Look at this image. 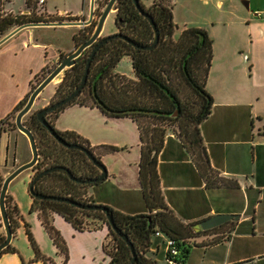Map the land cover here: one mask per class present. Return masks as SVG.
<instances>
[{
    "label": "crops",
    "instance_id": "crops-1",
    "mask_svg": "<svg viewBox=\"0 0 264 264\" xmlns=\"http://www.w3.org/2000/svg\"><path fill=\"white\" fill-rule=\"evenodd\" d=\"M225 1L229 10L239 13L248 25L251 72L247 79L250 80L246 84L242 71H239L241 61L239 57L235 58L236 53L228 49L217 53L213 39L208 35L212 40V60L205 89L211 95L213 103L210 115L200 124V132L212 167L220 175L236 179L239 187L207 188L190 155L170 132H167L163 147L157 155V171L168 208L184 222L194 223L218 213H239L240 216L227 240L206 246H193L184 264H264V91L261 90L264 82V53L259 52L264 50V0H215L219 7ZM13 2L11 0L10 5ZM59 3L60 7L53 0H45L43 4L47 15L62 18L55 21L67 20L56 15L57 11L67 13L68 17H77L74 19L76 21L88 20L90 0H76V3L61 0ZM6 9L13 14L28 13L24 7L17 11L13 7ZM104 25L100 36L105 35ZM86 26H27L0 44V119L25 97L32 77L44 67L56 64L61 59V53L66 55L76 48L73 35ZM57 28L70 29L68 46H50L51 41L46 38L47 31ZM50 95L49 93L47 96ZM75 112L81 115L80 124L67 125L63 122L64 117ZM99 119L102 120L105 131L103 136L93 135V128L101 130L97 124L91 128V121ZM54 126L59 131L80 134L92 146L109 144L119 147L118 151L100 156L106 166L107 176L91 185L88 194L95 203L126 214L147 213L138 181L139 131L132 119L108 117L97 107L72 104L59 113ZM106 130H111L112 133H107ZM24 135H19L21 147L17 156V141L14 142V149H11L10 140L6 136L2 146L3 135L0 134V177L3 179L31 158L30 144L29 147L24 146L23 141L28 140ZM33 176L34 171L28 168L8 184L6 194L17 207L18 223L9 242L15 251L2 249L0 264L63 262V256L44 228L38 212L31 211L29 184ZM52 222L66 241V264H107L108 257L102 249L108 231L105 225L95 230L79 231L58 213H52ZM26 229L32 233L40 253L47 258L46 261L35 258ZM0 233L5 235L1 214ZM166 250L165 236L154 235L148 255L159 264H168Z\"/></svg>",
    "mask_w": 264,
    "mask_h": 264
},
{
    "label": "trees",
    "instance_id": "trees-1",
    "mask_svg": "<svg viewBox=\"0 0 264 264\" xmlns=\"http://www.w3.org/2000/svg\"><path fill=\"white\" fill-rule=\"evenodd\" d=\"M4 1L8 3L11 0ZM138 1L143 11L152 17L159 30L157 43L150 49H139L120 37L102 43L91 60L87 79L81 91L66 104L47 112L45 119L64 140L86 146L99 161L102 154L115 152L120 148L109 144L92 146L87 139L74 131L57 130L54 121L59 113L69 105L78 104L97 107L108 117H129L136 123L140 138L138 181L147 213L126 214L105 206L118 231L127 235L132 242L136 252V264H159L148 255L156 231L175 241L178 250L175 260L178 264H184L193 246H206L227 240L236 221L229 220L210 229L195 231L192 227L195 222H184L168 208L157 171V155L163 147L170 124L177 123L176 128L171 130L172 134L190 155L207 188H237L239 183L234 178L220 175L218 170L212 167L200 132V124L210 115L213 103L211 95L205 89L212 60L211 38L202 28L188 27L181 31L177 39H173L175 23L172 8L175 0H150L149 3L147 0ZM107 2L108 0H95V18L73 35L76 47L90 37ZM30 3L36 9L32 0H27L26 6L29 7ZM113 9H115L116 32L142 45L153 41V28L133 0H116ZM74 19L77 17H67V20ZM54 20H62V18L39 15L33 11L15 14L0 12V36H5L9 30L24 23ZM95 43L85 48L76 58L75 63L64 70L54 90L53 97L56 100L66 97L79 85L87 58ZM64 55L61 53L60 58ZM124 55H128L131 59L134 78L114 71V67ZM46 71L48 74L49 70ZM45 77L43 76L30 89L10 113L0 119V124L24 106L32 90ZM175 78H180L193 92L195 98L193 103L191 101L186 105L181 102L173 80ZM27 113L23 116L26 117L22 122L33 133L39 154L37 162L31 167L34 175L56 165L67 167L74 176L82 179L100 174L98 167L85 152L58 142L38 120L37 111ZM2 181L3 178L0 177V187ZM94 184L97 183L76 182L64 171L56 170L40 177L34 185V190L43 194L69 197L85 204H94V199L88 194V188ZM5 207L13 233L18 223V210L7 194ZM31 211L38 212L44 228L63 256L62 264L68 261V247L52 222V213L60 214L79 231L95 230L105 225L108 231L102 249L108 257L107 264H130L132 259L130 247L119 232H115L107 225L104 211L82 209L68 202L40 199L35 196H32ZM26 233L35 258L46 261L47 258L40 253L30 230L26 229ZM3 239L4 235L0 237V242ZM108 239L112 241L111 246H108ZM2 251H15V249L8 244Z\"/></svg>",
    "mask_w": 264,
    "mask_h": 264
},
{
    "label": "rangeland",
    "instance_id": "rangeland-1",
    "mask_svg": "<svg viewBox=\"0 0 264 264\" xmlns=\"http://www.w3.org/2000/svg\"><path fill=\"white\" fill-rule=\"evenodd\" d=\"M61 0H53V3H56L57 7H60ZM72 2L76 3V0H72ZM150 0H147V3H149ZM13 7L17 11L21 8H25L28 10V12L33 11L35 14H37V10L31 6L27 7L25 6V0H14L13 4L10 5V3H6L4 0H0V12L5 13L8 12L6 9L7 7ZM13 14V13H12ZM114 14L115 9H112L111 13L107 15V17L104 20L103 25L106 28L105 35L113 34L116 29L115 22H114ZM172 14H173V22L175 23V28L172 34L173 39H177L181 31L188 27H199L204 29L208 35L213 39L214 42V49H216L217 53L224 49H228L231 52L236 53L237 59L240 58L241 61V68H239V71L244 76V79L246 81V84H248L250 79L249 73L251 72V59L250 57V39L248 36V25L247 22L241 17L239 13L231 12L228 8L227 1L224 2L222 7H219L216 5L215 0H175L174 5L172 8ZM95 18V16H94ZM67 19V17H66ZM55 21V20H54ZM63 21H70V20H63ZM15 28V27H14ZM14 28H12L10 31H12ZM103 28V26H102ZM7 32V33H9ZM69 28H57V29H48L46 38L47 40L51 41V47H55L56 45H61V47H66L69 45L70 39H69ZM3 36H0V39ZM259 52L264 53V50L261 49ZM239 57V58H238ZM55 64L46 66L47 68L44 71L38 72L37 75L32 77V79L29 82V89L35 86L37 82L43 78V76L47 75V69L50 71ZM114 70L116 72H119L121 74L126 75L127 77H133L134 73L132 70L131 60L128 55H124L119 62L114 67ZM63 72L60 73V75L51 82V84L43 91L41 95H39L34 102L33 106L31 107L30 111L27 113H31L34 111H38L41 108L46 107L49 103L57 101L53 95L54 90L57 87L58 83L60 82ZM175 85L177 86V93L178 96L183 102V104L188 105L192 101L195 100L193 96V92L189 89V87L181 81L180 78L173 79ZM19 81L20 78H19ZM22 82H20L21 84ZM261 90L264 91V82L262 83ZM26 93V94H27ZM51 94L50 96H47L48 94ZM264 93V92H263ZM25 94V95H26ZM47 97V99H45ZM17 112H13L11 116L4 122L0 124V134L3 135L2 139V146L3 142L5 141V137H8V140H10V146L11 149H14V142L17 141V156L20 151V139L19 135L22 134L15 126V115ZM28 116V115H27ZM26 117V116H25ZM24 117V118H25ZM81 115H77L75 113H69L66 117H64L63 122L67 125H76V123L80 124ZM23 118V120H24ZM101 121V122H100ZM99 126V129L101 130H95L96 128H93V135H100L103 136V123L102 120H93L91 121V128ZM177 126V123L170 124L169 132L172 133V129H175ZM55 127V126H54ZM89 127V125H88ZM56 128V127H55ZM98 129V128H97ZM107 133H112L111 130H106ZM25 136V135H24ZM26 137V136H25ZM27 140V137H26ZM25 147H29L28 140L23 141ZM30 150V148H29ZM12 151V150H11ZM31 157V152L30 155ZM16 167V164L14 165ZM108 246H111L112 241L107 240ZM165 264V262H164Z\"/></svg>",
    "mask_w": 264,
    "mask_h": 264
},
{
    "label": "water",
    "instance_id": "water-1",
    "mask_svg": "<svg viewBox=\"0 0 264 264\" xmlns=\"http://www.w3.org/2000/svg\"><path fill=\"white\" fill-rule=\"evenodd\" d=\"M115 1L116 0H108L106 6L102 10L101 15L98 18L97 24H96L92 34L90 35V37L88 39H86L85 41H83L81 44H79L72 52H70V53L66 54L64 57H62L55 64V66L48 72L46 77L32 90V92L30 93V95H29L26 103L24 104V106L15 115V125H16L17 129L20 132H22L23 134H25L28 141H29L30 148H31V158L28 161L17 166L12 172H10L3 179L1 187H0V214H1V219L3 222L4 230H5L4 239L0 242V252L3 248H5L9 244L11 237H12V230H11L10 222H9L8 215L6 212V207H5V197H6L8 184L20 172H22L23 170H26L28 168L33 167L35 165V163L37 162L38 157H39L35 137H34L33 133L31 132V130L23 124V122H22L23 116L31 109L36 98L43 91V89L48 84H50L53 80L57 79V76L61 72H63L66 68L72 66L75 63L76 58L82 53V51L95 42L96 43H95L94 47L92 48V50H91V52L87 58V61L85 64V69H84V72H83V75H82V78H81L79 85L70 94H68L66 97H64L60 100L51 102L46 107L39 109L37 111L36 115H37L38 120L46 126V128L48 129L50 134L58 142H60L61 144L65 145L67 147L76 148V149H79V150H82L83 152H85L87 157L98 167V169L100 170V174L96 177H92L89 179H82V178H79L77 176H74L70 172V170L63 165L51 166V167H48V168L40 171L39 173H37L36 175L33 176L32 180L30 181V184H29V192L32 196H35V197L40 198V199H51V200H56V201H64V202L74 204L75 206L82 208V209L104 211L106 214V217H107V225L111 229H113L115 232H119L118 228L116 227V225L112 219L110 212L108 211V208L103 204H97V203L85 204V203H81V202L75 201L73 199H70L69 197L60 196V195H53V194H43V193L36 192L34 190V185L40 177L46 175L49 172L56 171V170L64 171L69 176L70 179H72L76 182L98 183V182L102 181L104 178H106V176H107L106 166L102 163V161H99L94 156V154L90 151V149L87 148L86 146H83L80 144L69 143L66 140H64L56 132V130L47 122V120L45 119V114L47 112L55 109L56 107H59L61 105L66 104L67 102H69L70 100H72L74 97L77 96V94L81 91V89L83 88V86L86 82L87 75L89 72V67L91 64V60H92L96 50L105 41H107L111 38H114V37H120V38H123L128 43H130L131 45H133L134 47H137L139 49H150L157 43V41L159 39V30H158L154 20L152 19V17L148 13L144 12L143 9L140 7L138 0H133L135 6L148 19V21L150 22V24L153 28V31H154V38H153V41L151 43H149L147 45L139 44V43L135 42L133 39H131L128 36L123 35L119 32H114L113 34L106 35V36H100L104 20L107 17V15L110 13V11L113 9V5H114ZM94 6H95V0H90V14H89L88 20L24 23L22 25L17 26L12 31H10L5 36H3L0 39V44L3 41H5L7 38H9L11 35H13L15 32H17L18 30H20L24 27H27V26H33V25L56 26V25H65V24L89 25L91 23L92 19L94 18ZM239 216H240L239 213L213 214L211 216H208L202 220L195 222L192 227L195 231L206 230V229H210V228H213L215 226H218V225H220L226 221H229V220L236 221V220H238ZM119 234L122 236V238L124 239L126 244L130 247V250L132 253V259L130 261V264H136V252H135V248H134L132 242L130 241V239L128 238L127 235L120 233V232H119Z\"/></svg>",
    "mask_w": 264,
    "mask_h": 264
},
{
    "label": "built area",
    "instance_id": "built-area-1",
    "mask_svg": "<svg viewBox=\"0 0 264 264\" xmlns=\"http://www.w3.org/2000/svg\"><path fill=\"white\" fill-rule=\"evenodd\" d=\"M35 3L36 6V10H37V14L39 15H47L46 12L43 9V4L45 3V0H32ZM56 15L58 16H62L64 18L68 17V14L65 12H56ZM50 22V21H49ZM161 234L159 231H156L155 235ZM2 236V234L0 233V237ZM166 239V246H167V250H166V262L168 264H178L177 261L175 260V256L178 252L177 247L175 245V241L165 237Z\"/></svg>",
    "mask_w": 264,
    "mask_h": 264
},
{
    "label": "flooded vegetation",
    "instance_id": "flooded-vegetation-1",
    "mask_svg": "<svg viewBox=\"0 0 264 264\" xmlns=\"http://www.w3.org/2000/svg\"><path fill=\"white\" fill-rule=\"evenodd\" d=\"M76 61V60H75ZM69 68V67H68Z\"/></svg>",
    "mask_w": 264,
    "mask_h": 264
}]
</instances>
